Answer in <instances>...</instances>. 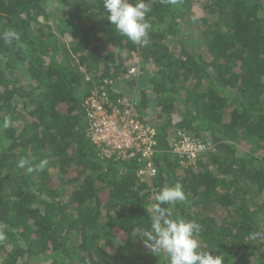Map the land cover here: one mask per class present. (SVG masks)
Masks as SVG:
<instances>
[{"label":"trees","instance_id":"1","mask_svg":"<svg viewBox=\"0 0 264 264\" xmlns=\"http://www.w3.org/2000/svg\"><path fill=\"white\" fill-rule=\"evenodd\" d=\"M151 9L139 46L103 0H0V34L19 35L0 39V264H168L140 235L176 182L185 201L163 206L203 226L201 250L264 264V0ZM95 93L148 124L155 112L151 157L92 140ZM179 131L206 145L198 158L174 152ZM22 157L49 164L28 173Z\"/></svg>","mask_w":264,"mask_h":264},{"label":"clouds","instance_id":"2","mask_svg":"<svg viewBox=\"0 0 264 264\" xmlns=\"http://www.w3.org/2000/svg\"><path fill=\"white\" fill-rule=\"evenodd\" d=\"M175 5L178 0H166ZM103 7L107 12V19L115 26L118 33L125 36L133 44L147 46L149 41L150 24L146 16L151 12V0H103ZM0 39L5 44L11 45L19 40V35L13 30H6L0 34ZM3 127H9L7 119ZM49 164L47 158L38 163L22 157L17 162V167L26 169L28 173L43 171ZM153 175L156 170L153 169ZM186 194L180 182L161 188L155 195V203L151 209H146L150 215V228L140 235L145 244L153 253H163L168 264H224V257L211 250H201L197 239L203 231V226L195 220H185L180 217L173 218L170 207L178 202H183ZM0 233V239H3Z\"/></svg>","mask_w":264,"mask_h":264},{"label":"built area","instance_id":"3","mask_svg":"<svg viewBox=\"0 0 264 264\" xmlns=\"http://www.w3.org/2000/svg\"><path fill=\"white\" fill-rule=\"evenodd\" d=\"M138 67L134 65L130 72L136 73ZM107 82V80H106ZM91 96L86 104L89 108L88 116L90 120V135L92 140L98 145H102L106 150L118 151L127 154L134 148L143 149L146 157L153 154L152 145L153 137L156 129L153 125L141 121L139 116L131 108L113 107L112 110L105 105V93ZM124 103L121 98L118 104ZM131 102H125L126 106H130ZM178 137L172 139L174 152L183 160H193L199 157L206 145L197 138H191L182 131H179ZM178 138V139H177ZM133 152H130V155ZM154 165L149 161L145 172L153 173Z\"/></svg>","mask_w":264,"mask_h":264},{"label":"rangeland","instance_id":"4","mask_svg":"<svg viewBox=\"0 0 264 264\" xmlns=\"http://www.w3.org/2000/svg\"><path fill=\"white\" fill-rule=\"evenodd\" d=\"M138 65V64H137ZM133 97V96H132ZM127 99H129V97L127 98ZM155 112H153V114H154ZM151 114V116L150 117H148V120L150 121V123L152 124V122L154 123L155 122V119H156V114ZM174 117L175 118H179L180 116L179 115H177L176 113L174 114ZM149 123V124H150ZM155 128V127H154ZM147 167V166H146ZM41 264H47V263H41Z\"/></svg>","mask_w":264,"mask_h":264}]
</instances>
